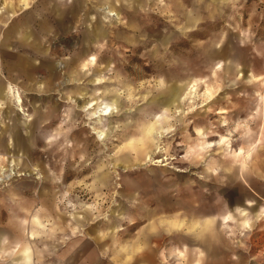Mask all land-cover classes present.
Instances as JSON below:
<instances>
[{"label": "rangeland", "instance_id": "1", "mask_svg": "<svg viewBox=\"0 0 264 264\" xmlns=\"http://www.w3.org/2000/svg\"><path fill=\"white\" fill-rule=\"evenodd\" d=\"M57 2L0 0V264H147L140 234L230 196L251 227L152 264H264V0Z\"/></svg>", "mask_w": 264, "mask_h": 264}, {"label": "crops", "instance_id": "2", "mask_svg": "<svg viewBox=\"0 0 264 264\" xmlns=\"http://www.w3.org/2000/svg\"><path fill=\"white\" fill-rule=\"evenodd\" d=\"M41 3H43V5L45 6V9H48L49 5H52V4L54 5L53 10H50V9L49 10H50V13L52 14L53 19L56 21V23L58 22V24H62V21L64 20L63 17L64 16L66 17L72 14V10L74 9L73 7L69 8L68 10H61L60 8H57L58 7L57 0H51L47 2L46 0H41ZM95 33H98L97 29ZM6 35L8 36V33ZM0 91H1L2 96L6 98V95L4 96V92H5L4 88H2V90ZM126 170L128 171L129 169H124L123 171L127 172ZM211 176H213L214 181H216L217 177H219L214 173ZM219 178L225 179V183L227 185L233 184V181L231 179L228 180V178H224V177H219ZM212 189L213 190L212 191L209 190V192L213 193L216 197V193L218 191L216 190L217 186L213 184ZM219 193L224 194L226 193V190H221L219 191ZM207 198L209 197L207 196ZM208 200H209V203H208ZM240 201H241V197H235L233 199L230 196L227 199L228 203L220 201V200H215V199L210 200V198L204 199V200L200 199L195 202H192L191 208H195V209L213 208L215 213H213V215H210V213H205L204 220L206 221H202L199 224V226H196V227H199V229L197 228L190 229L188 227L187 230L182 229L180 232H173L172 227H168V228L165 227V229L162 230L159 224L157 223V225L153 226V229L155 231L151 230L149 233L140 234V237H142L140 238V244L138 245V247L135 245L136 247L132 249V252L129 255V257L128 258L124 257L125 260L130 262L131 260L138 261L139 258H141V261L145 260L147 264H152L154 261L152 256L155 255L156 252H158V247L163 242H170L171 244L174 245V247L171 248L169 253L175 255V257L178 260L184 259L187 253H196V256L199 257L200 256L199 254H203L205 251V249L203 248L204 247L206 248L205 244H206V241L208 240L207 233H206L207 229L208 230L213 229L216 232V230L218 231L217 226L218 228L219 226H223V228H228V232L232 233L231 227L229 225H232L231 223L232 220L235 221L237 219H240V217H238V213H242L243 215L245 214L246 216L244 218L245 223L247 224V222H249L250 227H251L252 217H249L251 216V214L248 212L247 208L235 207L234 210L230 208L231 204H237ZM246 206L248 207L253 206V204L252 202L248 201ZM260 211L261 210L258 211L259 212L258 214H260ZM258 214H255V216H257ZM262 214L264 216V211L262 212ZM192 215L193 214H191L190 216L192 220H199V219L203 220V217L201 218L198 215L193 217ZM164 223L165 225H167L168 220L164 219ZM152 243L156 244V248H153L151 246ZM136 255H138V257H136ZM198 262H199V258H196L193 264H198Z\"/></svg>", "mask_w": 264, "mask_h": 264}, {"label": "bare ground", "instance_id": "3", "mask_svg": "<svg viewBox=\"0 0 264 264\" xmlns=\"http://www.w3.org/2000/svg\"><path fill=\"white\" fill-rule=\"evenodd\" d=\"M194 88V87H193ZM195 89V88H194ZM16 99H17V102H18V104L20 105V106H22L21 104H23L22 103V100H21V96H19V95H17V97H16ZM89 107V106H88ZM94 108V107H93ZM164 108V107H163ZM105 110L100 114V116H104V117H106V116H110L111 114H112V109H111V106H106L105 108H104ZM93 130H95L94 131V133L96 134V135H98L100 138H105V134H104V132L102 131V130H96V129H93ZM159 162H162V161H160V160H158V161H155V163H159ZM165 165H168V164H165ZM79 171V170H78ZM127 171V170H126ZM6 172H8V171H6ZM6 172H4V174H1L0 173V184H2V183H4L5 181H7V178H9V176H10V174H7ZM80 173V172H79ZM77 175V174H76ZM74 176V175H73Z\"/></svg>", "mask_w": 264, "mask_h": 264}]
</instances>
